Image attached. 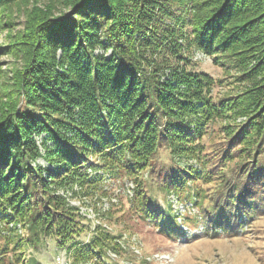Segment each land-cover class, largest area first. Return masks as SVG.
I'll use <instances>...</instances> for the list:
<instances>
[{
	"label": "trees",
	"instance_id": "obj_1",
	"mask_svg": "<svg viewBox=\"0 0 264 264\" xmlns=\"http://www.w3.org/2000/svg\"><path fill=\"white\" fill-rule=\"evenodd\" d=\"M7 1L0 0V7ZM73 5L81 21L39 22L46 34L42 47L54 52L37 57L28 51L19 100L0 115V264L7 251H13L10 262L25 259V248L38 247L47 236L74 264L94 258L111 264L107 251L116 243L110 232L99 226L91 238L81 239L85 217L66 192L89 195L104 179L117 177L138 183L143 172L153 171L161 148L172 163L160 185L185 192L203 207L193 186L205 178L202 138L217 121L224 122L228 148L237 147L227 158L243 161L237 177L226 180L212 200L206 222L235 235L244 216L258 211L264 191V0H74ZM258 13L260 22L250 29ZM198 50L231 78L198 70L193 59ZM216 85L230 86L229 93L216 97ZM22 89L25 106L19 103ZM134 189L131 201L139 210L161 229L170 225L169 233L178 231L171 206L159 207L139 184ZM34 262L33 256L26 260Z\"/></svg>",
	"mask_w": 264,
	"mask_h": 264
},
{
	"label": "rangeland",
	"instance_id": "obj_2",
	"mask_svg": "<svg viewBox=\"0 0 264 264\" xmlns=\"http://www.w3.org/2000/svg\"><path fill=\"white\" fill-rule=\"evenodd\" d=\"M73 3L74 0H11L0 7V115L4 109L19 100L18 78H21L27 66L28 51L32 54L34 52L33 55L37 57L49 51L54 52V49L42 47L46 41L39 22L47 20L48 17L81 21L83 15L75 9ZM252 18L257 20L248 19L250 29L256 26L262 17L258 13ZM246 35L248 31L241 38ZM107 53L109 54L110 50ZM193 59L197 62L198 70L209 72L215 79L231 78L228 76L229 71L217 64L206 52L196 51ZM229 87L216 85L214 95L220 97L228 94ZM21 91L23 96L19 103L25 106V90ZM240 120L242 118L237 121ZM221 124L224 122L211 124L202 138L203 155L208 159L207 167H202L206 170V175L205 178L197 179L193 187L199 192L198 202L203 200L205 203L203 207L187 199L185 192L182 195L173 191L167 192L160 185L165 168L172 163L169 151L161 148L153 158V171L148 169L143 172L138 183L128 177H117L104 179L103 187L89 195L82 190L77 193L71 190L66 192L70 202L78 206L85 217L87 230L80 238H91L99 226L109 231L112 244L116 243V249L109 248L107 251L111 264H264L262 189L259 191L258 211L252 217L244 216L245 226L236 225L237 232L233 233L235 235H231L229 230L224 228L214 229L207 226L206 218L213 213L209 208L214 204L212 200H217V196L227 185L226 180H234L237 177V164L243 161L238 157L227 158L228 150L237 147L228 148L229 136L225 134ZM43 136L44 134L36 136L39 143ZM39 162L46 164L42 158ZM195 165L200 166L198 163ZM138 184L140 192L148 198L151 197L159 207L171 206L172 212L179 217L178 224H173L178 226V231L169 233L170 225L166 230L164 227L161 229L159 223L152 219V215L139 210L136 200L131 201L135 197L134 187ZM60 192L64 193L63 190ZM25 231L24 228L19 229L21 233ZM4 254V264H26V260L31 256L36 259L35 264H74L70 253L58 246L51 236H47L38 247L25 248L22 254L25 259H12L10 262L8 260L12 258L13 251ZM82 264L101 263L94 258Z\"/></svg>",
	"mask_w": 264,
	"mask_h": 264
}]
</instances>
